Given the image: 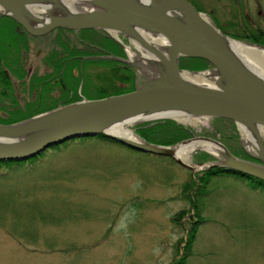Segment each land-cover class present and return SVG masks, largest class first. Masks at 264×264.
Masks as SVG:
<instances>
[{"label": "rangeland", "instance_id": "1", "mask_svg": "<svg viewBox=\"0 0 264 264\" xmlns=\"http://www.w3.org/2000/svg\"><path fill=\"white\" fill-rule=\"evenodd\" d=\"M188 1L199 3L229 35H241L242 24L264 29V0ZM129 43L132 55H143ZM135 73L140 82L145 79ZM83 81L82 75L72 90L81 93ZM16 82L22 81H15L17 92H24ZM10 108L6 116L31 112ZM201 120L195 126L176 122L221 141L216 120ZM134 126L128 125L132 131ZM223 127L224 135L235 137L231 148L243 155L237 147H249L246 136L236 126ZM194 153L187 162L194 163ZM195 173L171 157L92 137L55 156L0 169V264H171L197 218L189 202L196 188L185 189L197 179ZM196 203L205 221L186 264H264L263 191L232 176H212ZM183 209L187 213L180 221L173 220Z\"/></svg>", "mask_w": 264, "mask_h": 264}, {"label": "water", "instance_id": "2", "mask_svg": "<svg viewBox=\"0 0 264 264\" xmlns=\"http://www.w3.org/2000/svg\"><path fill=\"white\" fill-rule=\"evenodd\" d=\"M2 16L17 21L32 35H42L56 27L121 34L144 56L109 57L141 71L145 79L129 92L82 99L19 122L0 123V161H26L65 141L103 135L140 152L171 157L193 173L217 167L264 181V75L248 64L234 42L259 48L264 45L232 38L188 0H84V6L79 8L64 0H0ZM145 34L165 42L156 44ZM92 57L99 58H85ZM181 57L207 60L211 64L209 78L215 77L213 84L186 79L183 73L192 71L179 67ZM171 114L233 121L239 131L240 127L245 130L247 153L260 163L236 156L220 140L205 135L194 133L175 144L161 145L134 131L135 138L115 131L121 124L163 119L180 122ZM195 142L211 145L217 155L207 149L195 151H206L216 159L190 163L177 156L181 146ZM194 165L201 167L195 169Z\"/></svg>", "mask_w": 264, "mask_h": 264}, {"label": "flooded vegetation", "instance_id": "3", "mask_svg": "<svg viewBox=\"0 0 264 264\" xmlns=\"http://www.w3.org/2000/svg\"><path fill=\"white\" fill-rule=\"evenodd\" d=\"M13 21H3L0 27V43L8 46L6 37L13 41L9 48L11 55L2 53L0 57V89L5 90V93L1 92L4 95L0 100V120L8 121L11 116H6L5 111L10 107L45 111L82 99L98 98L96 96L106 93L105 90L114 84H124L113 79L112 68L117 76L120 73L125 77L129 65L116 59L113 60L117 63L109 66L103 62L86 61H103L110 55L126 58L125 37L109 35L102 30L74 31L62 27L53 28L42 35H32ZM91 56L99 58H85ZM17 73H23L24 78L17 79ZM136 74L135 83L141 78L140 74ZM82 75L87 79V83H82V90L92 97L86 96L82 90L81 93L72 90L76 82L79 85ZM17 80L22 81L16 84L24 92H17Z\"/></svg>", "mask_w": 264, "mask_h": 264}, {"label": "trees", "instance_id": "4", "mask_svg": "<svg viewBox=\"0 0 264 264\" xmlns=\"http://www.w3.org/2000/svg\"><path fill=\"white\" fill-rule=\"evenodd\" d=\"M194 1V0H193ZM199 11H204V8L197 3L196 1L191 2ZM3 21H12V19L8 17H2L0 19V27L2 25ZM242 34H234L232 35L233 37H236L238 39L242 40H247L251 42H256L264 45V29L262 28H253V27H248L244 26L242 24V27L240 28ZM93 31H96V29H92ZM84 31V30H83ZM6 42H8V46H5L4 44L1 45V50L3 54H9L10 53V46L13 45V41L9 39V37H6ZM1 44V43H0ZM18 52V51H16ZM103 62L107 66L109 65H114L117 62L113 59H104L102 60H88L86 62ZM210 66L209 62L203 58H191V57H182L180 58L179 61V67L182 69H187L191 71H197V70H204ZM112 76L113 79H118L120 82H123L124 84H114L112 88H109V92L99 94L96 97H103L109 94H117V93H123V92H128L134 89L135 87V72L132 67L129 68V71L127 72L125 77H122L119 73L117 76V72L112 68ZM16 77L18 78H23V73H17ZM3 81V80H2ZM10 82L7 83L9 86ZM41 111H25V112H20L18 113L19 115L17 116H11L8 121H2L0 120L1 123H14L18 122L22 119L28 118L31 115L38 113ZM212 120H216L215 123V132L222 133V142L236 155L239 157L249 160V161H256L254 160L250 155L247 154V152L244 149H241L240 147L238 151H241V154L236 152L235 149L231 148L230 146V141L233 142L235 140L234 136L227 137L225 134L227 127H223L224 125L228 124V126L232 127V129L235 128L234 123L231 120L228 119H223V118H214ZM226 122V123H224ZM135 133L139 135L140 137L144 138L145 140L151 142V143H156V144H161V145H172L175 144L183 139L189 138L192 136V131H194L191 128H187L183 126L182 124L177 123L175 120L172 119H165L162 121H153V122H144L140 124H136L134 126ZM207 131V130H206ZM237 136V135H236ZM91 137L87 138H75L71 139L68 141H65L64 143H61L56 146L49 147L42 151L40 154L37 156L30 158L26 161H21V162H15V161H0V169H8L16 164H32L34 162L46 159L50 156H55L58 152L62 151L64 148L68 147L71 143L74 142H81L84 141L85 139H88ZM96 140L103 141V142H112V143H117L115 141H112L103 135H97L92 137ZM119 144V143H117ZM121 145V144H120ZM193 158L195 162H206L211 159H213V156L207 152L204 151H198L193 154ZM197 179L195 181L188 182L186 187H190L193 189L192 184H194V188H196V191L193 193L195 198L193 199L192 197L189 198L190 206L192 209H194L195 218L194 220L190 221V224L187 228L186 231V236L183 246L181 247V252L177 251V258H175L171 264H186L188 257L192 254V246L193 243L196 239L197 231L199 228V225L204 222L205 220L201 216L200 208L198 207V204L196 203L198 198L206 193V187L210 181V178L212 176H232L238 180H240L245 186H247L250 189L253 190H260L264 192V181L253 177V176H248V175H241L239 173H235L233 171H224L222 168H210L207 170H202L197 173ZM1 210V209H0ZM3 210V209H2ZM0 211V217H2L1 214H4ZM187 213V210L183 209L176 214L173 215L172 219L175 221H180V219ZM180 244V243H179ZM178 250V249H177Z\"/></svg>", "mask_w": 264, "mask_h": 264}, {"label": "bare ground", "instance_id": "5", "mask_svg": "<svg viewBox=\"0 0 264 264\" xmlns=\"http://www.w3.org/2000/svg\"><path fill=\"white\" fill-rule=\"evenodd\" d=\"M64 1L75 8L84 6V0H64ZM147 35L148 34H145L146 37ZM155 40L161 44L165 42L161 37H155ZM234 47L247 60L248 64L254 70H256L261 75H264V48H259L257 46L250 45L248 43L240 42V41H235ZM130 54H133V53H130ZM195 74H200V73H195ZM195 74L185 72L183 73V76L186 79L199 83V84H207V85L212 84V81L211 83L209 82L208 84V82H206V79L204 78V77H207L208 79H211L209 78L208 73H205L204 75L201 73L203 76L195 75ZM171 116L178 119L180 122L189 123L190 125H193V126L201 123L202 121L201 118H198V117H185V116L178 115V114H171ZM239 129L241 133L245 136L246 133L243 127H240ZM115 131H117L119 134L124 135L126 137L135 138V134L128 127V124L119 125L115 129ZM199 148L207 149L210 152H212L214 155H217V153L215 152L214 148H212L211 145L205 142H195V143H189V144L181 146L178 150L177 156L182 160H186L187 155L195 151V149H199ZM194 166H195V169L200 168V166L198 165H194Z\"/></svg>", "mask_w": 264, "mask_h": 264}]
</instances>
